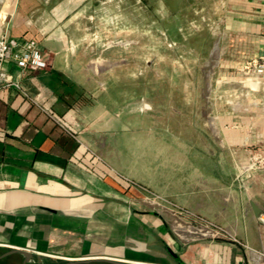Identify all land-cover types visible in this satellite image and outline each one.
Returning a JSON list of instances; mask_svg holds the SVG:
<instances>
[{
  "label": "crops",
  "instance_id": "obj_1",
  "mask_svg": "<svg viewBox=\"0 0 264 264\" xmlns=\"http://www.w3.org/2000/svg\"><path fill=\"white\" fill-rule=\"evenodd\" d=\"M90 1L0 0V37L36 40L49 59L27 74L9 62L7 73L76 136L17 88H0V264H264V75L245 71L264 63V0L229 2L215 82L238 80L253 105L236 106L227 82L232 102L211 108L209 170L196 157L140 156L145 142L121 110L103 105L100 76L86 94L85 67L95 76L105 67L83 57Z\"/></svg>",
  "mask_w": 264,
  "mask_h": 264
},
{
  "label": "rangeland",
  "instance_id": "obj_2",
  "mask_svg": "<svg viewBox=\"0 0 264 264\" xmlns=\"http://www.w3.org/2000/svg\"><path fill=\"white\" fill-rule=\"evenodd\" d=\"M229 2L91 0L88 4L83 57L105 67L96 76L95 67H85L92 78L85 85L86 94L93 98L90 92L99 86L100 76L99 89L106 92L103 105L121 110L125 122L145 142L138 147L140 156L196 157L209 170L214 163L209 150L216 149L211 108L217 102L224 106L232 102L226 98L227 82L237 90L236 106L250 103L243 98L244 87L238 80L221 82L219 88L215 82L222 71L219 64L227 42ZM218 42L222 44L217 55L212 50ZM246 67V72L264 75ZM153 140L155 146L147 143ZM218 162L226 169V162ZM150 196L212 222L159 194Z\"/></svg>",
  "mask_w": 264,
  "mask_h": 264
},
{
  "label": "built area",
  "instance_id": "obj_3",
  "mask_svg": "<svg viewBox=\"0 0 264 264\" xmlns=\"http://www.w3.org/2000/svg\"><path fill=\"white\" fill-rule=\"evenodd\" d=\"M9 62H14L16 66L21 69L22 74L36 73L48 69L49 59L42 52L39 42L36 40L18 41L6 36L0 37V88H17L24 96L37 104L39 108L54 121V123L62 127L72 136L76 137L74 131L69 126V123H67L65 118L60 117L53 110L47 108L46 106L37 103V101L27 92L23 85H21V82L18 79H13L9 76L6 71V67ZM249 67H254L258 74H264V63L253 64ZM178 212L187 218L195 220L203 226L216 230L218 235L225 233L223 228L197 216L193 212L184 210H178ZM259 219L264 225V213L260 215ZM261 255L264 256V251L261 253Z\"/></svg>",
  "mask_w": 264,
  "mask_h": 264
},
{
  "label": "water",
  "instance_id": "obj_4",
  "mask_svg": "<svg viewBox=\"0 0 264 264\" xmlns=\"http://www.w3.org/2000/svg\"><path fill=\"white\" fill-rule=\"evenodd\" d=\"M117 264H125V263H118V262H116Z\"/></svg>",
  "mask_w": 264,
  "mask_h": 264
}]
</instances>
